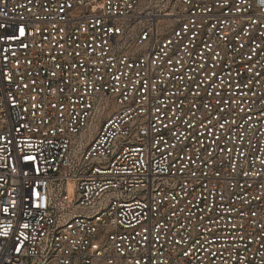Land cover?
I'll list each match as a JSON object with an SVG mask.
<instances>
[{"label":"built area","instance_id":"built-area-1","mask_svg":"<svg viewBox=\"0 0 264 264\" xmlns=\"http://www.w3.org/2000/svg\"><path fill=\"white\" fill-rule=\"evenodd\" d=\"M0 264H264V0H0Z\"/></svg>","mask_w":264,"mask_h":264},{"label":"snow or ice","instance_id":"snow-or-ice-1","mask_svg":"<svg viewBox=\"0 0 264 264\" xmlns=\"http://www.w3.org/2000/svg\"><path fill=\"white\" fill-rule=\"evenodd\" d=\"M21 33H23V29H21Z\"/></svg>","mask_w":264,"mask_h":264}]
</instances>
